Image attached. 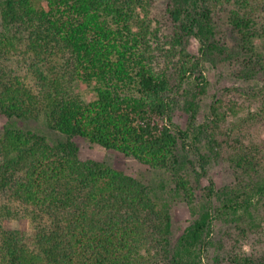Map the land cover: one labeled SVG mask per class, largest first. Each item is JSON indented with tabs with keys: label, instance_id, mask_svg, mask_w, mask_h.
<instances>
[{
	"label": "trees",
	"instance_id": "16d2710c",
	"mask_svg": "<svg viewBox=\"0 0 264 264\" xmlns=\"http://www.w3.org/2000/svg\"><path fill=\"white\" fill-rule=\"evenodd\" d=\"M153 1L1 4L7 34L0 55L8 63L16 58L19 70L5 65L0 71V114L8 120L42 118L66 141L52 145L34 129L11 123L4 127L0 264H203L213 222L209 205L197 212L192 208L196 219L173 245L170 205L156 200L137 176L107 163L82 161L73 141L81 137L148 170L163 171L190 206L196 201L178 154L179 139L186 134L172 128L170 110L176 80L180 85L187 73H196L199 62L184 47L176 54L174 46L169 56L180 57L174 67L172 60L166 65L156 61L150 26L140 16L148 15ZM170 1V16L178 24L175 45L195 37L204 53H215L219 42L213 7L235 1L238 8L228 21L242 49L254 53V5L261 0ZM78 82L95 86L94 100L87 102L75 91ZM221 108H211L216 132L226 119ZM259 152L250 145L237 148L232 162L249 181L233 189L223 209L215 211L231 215L237 227L248 225L264 244ZM230 260L264 264V256L255 260L238 252Z\"/></svg>",
	"mask_w": 264,
	"mask_h": 264
},
{
	"label": "rangeland",
	"instance_id": "374dc122",
	"mask_svg": "<svg viewBox=\"0 0 264 264\" xmlns=\"http://www.w3.org/2000/svg\"><path fill=\"white\" fill-rule=\"evenodd\" d=\"M3 1L0 0V41L7 34L1 20ZM253 1L255 3L258 0ZM170 2L154 0L147 10L148 15L140 12V16L150 26L149 38L157 62L166 65L168 60H172L171 66L174 67L180 57L169 56L173 46L176 54L184 47L191 58L199 62L196 73H187L180 85L176 80L178 87L173 89V105L170 110L172 128L186 134L185 138L179 139L178 154L184 162L186 177L194 188L196 201L193 206L175 191V185L167 173L148 170L132 158L108 151L81 137L73 141L82 161L107 163L135 175L151 187L156 200L170 205L173 245L196 219L192 208L197 212L209 205L213 210V222L206 240L208 245L202 254L203 264H231L230 257L236 252L260 260L264 256V244L259 243V234L253 233L246 224L237 227L231 221V215H227L224 210L222 213L215 210L223 209L224 201L231 191L240 187L241 182L249 181L241 176L240 170L232 162L241 144L256 147L260 151L257 155L260 166L258 178L264 180V0L254 5L256 13L253 14V28L257 37L252 54L242 49L238 33L228 21L230 14L238 8L235 1L213 7V24L219 50L209 54L202 51L195 37L186 38L181 46L175 45L173 38L178 24L170 16ZM16 60L8 63L0 55V71L5 65L19 70L14 64ZM174 69L170 72L175 74L178 70ZM182 74L180 72L176 79H180ZM200 84H204L205 94L201 93ZM75 91L87 102L96 96L94 85L78 82L75 83ZM215 106H222L220 113H226L225 122L221 123L217 132L214 131L211 112ZM9 123L24 130L34 129L46 136L52 145L66 141L63 135L54 131L42 118L36 121L8 120L1 114L0 135ZM261 216L264 217V197L260 201Z\"/></svg>",
	"mask_w": 264,
	"mask_h": 264
}]
</instances>
